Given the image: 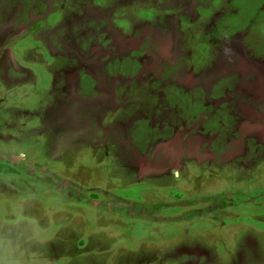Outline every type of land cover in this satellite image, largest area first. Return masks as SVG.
I'll list each match as a JSON object with an SVG mask.
<instances>
[{
  "label": "rangeland",
  "instance_id": "1",
  "mask_svg": "<svg viewBox=\"0 0 264 264\" xmlns=\"http://www.w3.org/2000/svg\"><path fill=\"white\" fill-rule=\"evenodd\" d=\"M0 164V264H264V0H0Z\"/></svg>",
  "mask_w": 264,
  "mask_h": 264
},
{
  "label": "trees",
  "instance_id": "2",
  "mask_svg": "<svg viewBox=\"0 0 264 264\" xmlns=\"http://www.w3.org/2000/svg\"><path fill=\"white\" fill-rule=\"evenodd\" d=\"M0 171H2V172H9L6 169H3V166L1 164H0Z\"/></svg>",
  "mask_w": 264,
  "mask_h": 264
},
{
  "label": "crops",
  "instance_id": "3",
  "mask_svg": "<svg viewBox=\"0 0 264 264\" xmlns=\"http://www.w3.org/2000/svg\"><path fill=\"white\" fill-rule=\"evenodd\" d=\"M7 52H9L11 55H12V57L14 58V53H13V51L12 50H10V51H7ZM8 54V53H7ZM6 55V54H5Z\"/></svg>",
  "mask_w": 264,
  "mask_h": 264
}]
</instances>
